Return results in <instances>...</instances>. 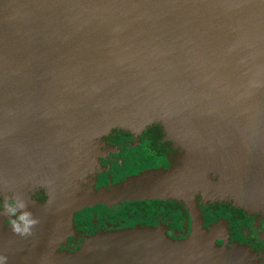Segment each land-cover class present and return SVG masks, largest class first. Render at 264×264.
<instances>
[{
  "label": "water",
  "instance_id": "water-1",
  "mask_svg": "<svg viewBox=\"0 0 264 264\" xmlns=\"http://www.w3.org/2000/svg\"><path fill=\"white\" fill-rule=\"evenodd\" d=\"M258 48L264 50V0H0V160L28 173L23 142L42 139L48 148L33 158L55 170L48 206L21 192L40 223L27 237L0 231V257L6 264H259L246 247L217 248L216 228L208 231L199 218L185 240L130 228L89 238L77 254L57 253L81 205L64 203L68 163L82 144L113 128L188 122V141L207 145L211 168L218 148L236 155L249 146L261 155L247 170L264 181ZM194 156L206 184L212 178ZM231 157L229 182L214 190L247 199L232 181L244 165Z\"/></svg>",
  "mask_w": 264,
  "mask_h": 264
},
{
  "label": "flooded vegetation",
  "instance_id": "flooded-vegetation-1",
  "mask_svg": "<svg viewBox=\"0 0 264 264\" xmlns=\"http://www.w3.org/2000/svg\"><path fill=\"white\" fill-rule=\"evenodd\" d=\"M164 124L113 128L76 151L87 163L85 174L77 181L70 173L66 185L72 201L81 205L57 253H79L89 238L130 228L159 230L161 237L185 240L199 218L208 231L217 229L213 235L218 246L227 241L249 248L255 254L250 259L264 264V208L219 194L217 186L206 188L188 140L172 136ZM29 168L23 192L31 202L48 206L54 169ZM194 183L199 190H192ZM13 192L21 194L16 186H0V212L5 196ZM9 220L0 215L1 232L11 230Z\"/></svg>",
  "mask_w": 264,
  "mask_h": 264
},
{
  "label": "rangeland",
  "instance_id": "rangeland-1",
  "mask_svg": "<svg viewBox=\"0 0 264 264\" xmlns=\"http://www.w3.org/2000/svg\"><path fill=\"white\" fill-rule=\"evenodd\" d=\"M205 5L207 7V2H205ZM261 35H262V33H261ZM260 48H262V47H260ZM256 56L260 59L263 58L264 57V50H260L258 48V50H256ZM13 110H14L15 114L11 115V116L14 117L15 119H18L17 116L21 114L20 110L17 107H14ZM77 117H78V115H74V119H77ZM81 118H82V116H81ZM164 125L167 128L168 132L172 136H177V138H181L184 141L188 140V122H177L175 124L170 123V124H164ZM171 125H175V126H171ZM201 136L202 137L200 139L205 140V141H209L210 139H212V138H208L204 135H201ZM234 139H235V142H240V140L238 138H234ZM249 139L252 140L254 138L251 137ZM258 139L259 138L256 137L254 141H256ZM41 140L42 139H40L37 143H35L33 141V139L30 138L29 140L23 142V144L28 147V149L25 150V153L28 152L26 155L29 156V159H30V160H28V166L32 165V168H35V169L45 167L43 165L42 159L33 158L34 154L37 152L36 151L37 149H40L42 147L48 148V147H44L43 144H41ZM246 144H249V140L246 141ZM220 145L222 146V144H220ZM239 146H240V144H239ZM188 147L190 148L192 154L199 155L200 159L204 161L206 168L208 169V175L211 176V178H212V180L208 179L206 176V171H205V174H204L205 179L207 178L205 181L206 182V188H210L211 187L210 185L213 184L214 182H216L217 188H220L224 184L229 182L230 171H229V167L227 165V162L231 156H232L231 157L232 163H234V162L243 163L244 170L240 173V174H242L241 177L239 179H236L233 177L232 181H236L238 183V185L234 189L236 191V193H244L247 196V199L242 198L241 195H236L234 197L237 199H242L247 203L251 202V201L254 203L259 202L260 205H258V207L264 208V194L262 193V191L264 190V181L257 178L252 173L249 174V172L247 170V166L252 165L255 161V158H256L257 162L259 161V159L257 157H260L259 155H261V153L258 156H256V154H254L250 150L249 146H244L245 152H237L236 155H233V154L230 155L228 151H225V150L218 148V156H216V158L218 159V161H217L218 164L216 167L211 168L212 156H211L210 152L208 153V151H206L205 153H202L205 149H207L206 144L200 142L196 138H190V140L188 141ZM263 147H264V140H263ZM41 154H43V152H41ZM0 156H1V154H0ZM31 158H33V159H31ZM261 161L262 160H260V163L262 165L258 168V171L261 174H263L264 173V162H261ZM229 162H230V160H229ZM11 163H14V162L13 161L0 160V186L2 185L6 189L16 186L20 190V192H23V189L26 187V185L28 183L27 177H28L29 172L26 173L27 171H22L21 169L18 168V165H14V168H13V164H11ZM68 167L71 168V173L74 176V178H76V180L79 181V179L85 174L87 163L85 160L78 159V157L74 156L72 161L70 163H68ZM233 169H234V167H233ZM53 172L55 173V170ZM8 174H9V176H8ZM14 178H16L18 180H14ZM55 185L57 187L58 182H55ZM69 185H70V183H69ZM69 185H68V187L63 185V196L65 198L64 199L65 204H68L71 201V197H70L71 193L68 192L66 189V188H68V190H69V187H70ZM192 186H193L192 187L193 191L199 190L198 184L194 183ZM242 186H244L246 188V190L245 189L240 190V188H242ZM255 187L261 188V190L256 189ZM74 188L78 189V182L76 183ZM202 225H203V227H205L204 224H202ZM194 226H195V222L193 224V228H194ZM213 228H215V227H213ZM215 230H217V229H215ZM143 238H145L144 240L148 239L145 236ZM228 246L234 247V244H232L230 242L227 243V241H225V246H223V247H228ZM216 247L222 248V247L218 246L217 243H216ZM246 253H247V256L255 255V254H253V252L249 248L246 249Z\"/></svg>",
  "mask_w": 264,
  "mask_h": 264
},
{
  "label": "clouds",
  "instance_id": "clouds-1",
  "mask_svg": "<svg viewBox=\"0 0 264 264\" xmlns=\"http://www.w3.org/2000/svg\"><path fill=\"white\" fill-rule=\"evenodd\" d=\"M0 215L9 217L11 231L15 235L27 237L32 235V230L40 223L39 218L31 211L27 201L18 193L6 195ZM0 264H6V257H0Z\"/></svg>",
  "mask_w": 264,
  "mask_h": 264
},
{
  "label": "trees",
  "instance_id": "trees-1",
  "mask_svg": "<svg viewBox=\"0 0 264 264\" xmlns=\"http://www.w3.org/2000/svg\"><path fill=\"white\" fill-rule=\"evenodd\" d=\"M85 242H86V241H85ZM81 248H82V247H80V250H81ZM80 250H79V251H80ZM76 254H77V253H76ZM70 255H71V254H70Z\"/></svg>",
  "mask_w": 264,
  "mask_h": 264
}]
</instances>
